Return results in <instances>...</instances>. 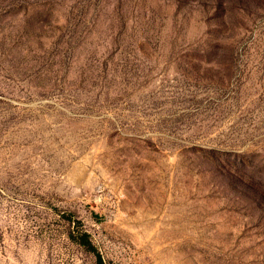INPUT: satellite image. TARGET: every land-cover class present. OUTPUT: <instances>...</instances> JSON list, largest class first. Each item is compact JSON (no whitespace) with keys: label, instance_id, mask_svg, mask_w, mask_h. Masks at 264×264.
I'll return each instance as SVG.
<instances>
[{"label":"rangeland","instance_id":"1","mask_svg":"<svg viewBox=\"0 0 264 264\" xmlns=\"http://www.w3.org/2000/svg\"><path fill=\"white\" fill-rule=\"evenodd\" d=\"M264 264V0H0V264Z\"/></svg>","mask_w":264,"mask_h":264},{"label":"trees","instance_id":"2","mask_svg":"<svg viewBox=\"0 0 264 264\" xmlns=\"http://www.w3.org/2000/svg\"><path fill=\"white\" fill-rule=\"evenodd\" d=\"M97 264H104L99 257L97 258Z\"/></svg>","mask_w":264,"mask_h":264}]
</instances>
